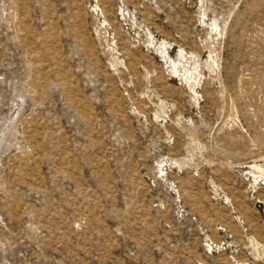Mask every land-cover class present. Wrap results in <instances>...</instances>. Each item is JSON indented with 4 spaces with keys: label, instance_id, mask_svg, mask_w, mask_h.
Returning <instances> with one entry per match:
<instances>
[{
    "label": "rangeland",
    "instance_id": "obj_1",
    "mask_svg": "<svg viewBox=\"0 0 264 264\" xmlns=\"http://www.w3.org/2000/svg\"><path fill=\"white\" fill-rule=\"evenodd\" d=\"M0 264H264V0H0Z\"/></svg>",
    "mask_w": 264,
    "mask_h": 264
},
{
    "label": "bare ground",
    "instance_id": "obj_2",
    "mask_svg": "<svg viewBox=\"0 0 264 264\" xmlns=\"http://www.w3.org/2000/svg\"><path fill=\"white\" fill-rule=\"evenodd\" d=\"M164 52H165V50H164ZM182 54H183V51H182ZM185 54V53H184ZM164 57H166V54H164Z\"/></svg>",
    "mask_w": 264,
    "mask_h": 264
}]
</instances>
